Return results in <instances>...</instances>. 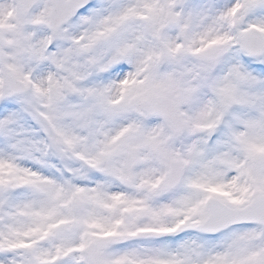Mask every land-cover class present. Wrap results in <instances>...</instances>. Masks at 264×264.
Wrapping results in <instances>:
<instances>
[{
    "label": "snow or ice",
    "instance_id": "snow-or-ice-1",
    "mask_svg": "<svg viewBox=\"0 0 264 264\" xmlns=\"http://www.w3.org/2000/svg\"><path fill=\"white\" fill-rule=\"evenodd\" d=\"M0 264H264V0H0Z\"/></svg>",
    "mask_w": 264,
    "mask_h": 264
}]
</instances>
